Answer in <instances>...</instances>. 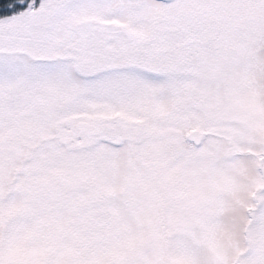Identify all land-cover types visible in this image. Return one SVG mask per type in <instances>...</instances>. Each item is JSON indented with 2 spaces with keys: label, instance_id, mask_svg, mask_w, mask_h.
<instances>
[{
  "label": "snow or ice",
  "instance_id": "snow-or-ice-1",
  "mask_svg": "<svg viewBox=\"0 0 264 264\" xmlns=\"http://www.w3.org/2000/svg\"><path fill=\"white\" fill-rule=\"evenodd\" d=\"M0 264H264V0H0Z\"/></svg>",
  "mask_w": 264,
  "mask_h": 264
}]
</instances>
